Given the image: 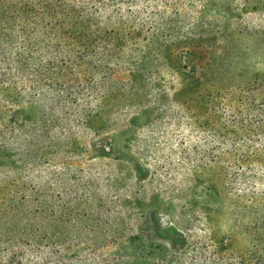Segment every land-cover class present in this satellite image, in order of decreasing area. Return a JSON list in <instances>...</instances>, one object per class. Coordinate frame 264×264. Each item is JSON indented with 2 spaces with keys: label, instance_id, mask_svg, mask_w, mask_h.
I'll return each instance as SVG.
<instances>
[{
  "label": "rangeland",
  "instance_id": "1",
  "mask_svg": "<svg viewBox=\"0 0 264 264\" xmlns=\"http://www.w3.org/2000/svg\"><path fill=\"white\" fill-rule=\"evenodd\" d=\"M29 1L0 15V261L249 248L263 187L224 185L218 143L240 141L227 81L264 76V0Z\"/></svg>",
  "mask_w": 264,
  "mask_h": 264
},
{
  "label": "trees",
  "instance_id": "2",
  "mask_svg": "<svg viewBox=\"0 0 264 264\" xmlns=\"http://www.w3.org/2000/svg\"><path fill=\"white\" fill-rule=\"evenodd\" d=\"M33 6L29 0H0V15H8L10 12L14 15L25 16L30 13ZM41 10L43 7H40ZM39 17H43L44 11H36ZM8 16H5L3 20H6ZM2 20V19H1ZM24 50V49H23ZM16 61L17 66L22 65V58L18 57ZM225 92L230 95L231 98L236 97L237 109L241 127H236L240 130L239 134H235L236 128L229 131L228 127H222L223 132L227 136L239 138L238 143L228 144V137L222 139L218 144L223 146H229L222 156L224 158H232L227 161L232 162L231 168L235 171H225L223 176L224 185H231L238 179H242L244 184L254 189L256 186H262V192L256 194L250 193L249 205H252L255 201H261L264 208V175H260L258 170L264 171V76L255 77L253 80L248 81L245 84H241L236 79L228 80L226 83ZM238 92L239 96H235L234 93ZM230 106V105H229ZM249 121L244 125V121ZM242 121V122H241ZM210 127V128H209ZM208 128L213 134H217L216 128L211 125ZM255 135L257 139L246 141L247 136ZM213 136V135H211ZM214 137V136H213ZM257 170V171H256ZM230 189V188H229ZM239 200L241 196L235 195ZM245 210V209H243ZM247 236L253 239V243L249 248H245L234 254L226 253L227 244H222L221 247H214L210 251V255L206 256V252L200 253L199 258L201 264H264V212L256 217V219L248 226L241 228ZM21 243L20 240H15L11 246H15L16 243ZM27 245L30 250L35 253L38 249L35 245H32L34 241L27 240ZM14 253L13 259L1 262L0 264H70L65 261L64 256L60 255L55 258L51 254L44 255L40 261H37L36 257H28V259L17 258L18 254ZM56 254V253H55ZM143 254V253H141ZM152 253H146L143 255L144 259L152 257ZM16 258V259H14ZM100 264H127L121 260H112V263L105 261Z\"/></svg>",
  "mask_w": 264,
  "mask_h": 264
}]
</instances>
